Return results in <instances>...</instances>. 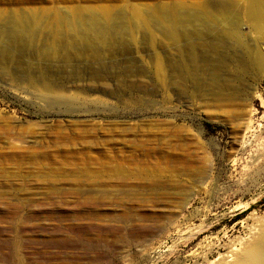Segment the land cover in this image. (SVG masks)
<instances>
[{"label":"rangeland","instance_id":"1","mask_svg":"<svg viewBox=\"0 0 264 264\" xmlns=\"http://www.w3.org/2000/svg\"><path fill=\"white\" fill-rule=\"evenodd\" d=\"M244 1L0 0V264H192V251L216 244L215 261L250 239L264 166L240 181L235 142L251 119L264 154V72L245 22L225 39L188 14Z\"/></svg>","mask_w":264,"mask_h":264},{"label":"bare ground","instance_id":"2","mask_svg":"<svg viewBox=\"0 0 264 264\" xmlns=\"http://www.w3.org/2000/svg\"><path fill=\"white\" fill-rule=\"evenodd\" d=\"M174 7H172V8H169V6L159 7L158 8V10H159L158 14L161 15L163 13H166L171 17L174 16L172 18H175L177 16V13H173L172 11H170V9L174 10ZM176 8H179V7H176ZM89 11L92 12L93 10L91 9ZM133 11H134V16L140 21V24H142L144 27H149V22H148L147 18L142 14V12L139 10H136V9H133ZM83 12H84L83 10H78V11H76L75 14H72V16L79 18V17H81V14ZM175 12H177V10ZM191 12L192 13H188L190 15L192 14L191 18H194V19L197 18V20H201L203 22H206V23H208V25H211L213 23V21L221 23L223 25V29L220 31L218 30L219 31L218 33L223 34L225 36V39L227 36L240 38V36H239L240 24L242 22H245L251 29V32L253 34L252 35V41L254 42V43L252 42L253 43L252 45H246V44L244 45L243 48L245 50V54L248 56V58H249L248 61L250 62L249 64L252 67H255V68L259 69L261 72H264V48H263V46H264V0H246V1H244V3L239 4L235 8L224 7V6L219 5L216 9H212L211 4H203L201 6L192 7ZM56 14L59 15V13H57V12H56ZM56 14L53 13V14H51L52 16H50V17L55 19V17H57ZM182 14H183V11L180 12V15H182ZM102 15L105 18H110L111 12L108 10H105L104 12H102ZM55 21H56V19H55ZM55 21H54V23H55ZM50 25L52 26L53 23H51ZM71 26H73V23H71ZM53 27H54V25H53ZM84 28H86V27H84ZM175 39H176V35H175ZM192 47L195 50V47L194 46H192ZM212 48L214 50L218 49V48H216L215 44L212 46ZM191 49L189 50V52H190L189 55L193 59H196L198 57V55H197L198 52H195V51L191 52ZM211 52L213 53V51H211ZM155 58H156V64H157V66H156L157 73L159 74L158 76L160 79L161 86H163L164 76H165V64H164L163 60L161 59V57L159 56V54L156 52H155ZM105 79H102V80L99 79L100 81L99 80L98 81L93 80V82L91 81L92 82L91 84H93L92 88H94L95 91H100V90H104V89L109 88L110 82L108 83L107 80H105ZM41 83H43V82H41ZM48 84L49 83L43 84V86L47 91H49L51 93L50 94L49 92H47L50 95H52V93H57L60 95L61 92L63 91V89H59V88H56L57 90H55L54 87H52L51 85H48ZM33 87H35V86H33ZM208 87H210V88L208 90H206V91H209V94H207V95H210L212 97L221 96V94L219 92H215L216 87H219V89H221L219 84H217L216 82H213L212 85L208 86ZM36 88H37V86H36ZM205 88L207 89V87H205ZM104 91H106V90H104ZM58 97H60V96H58ZM60 99H61V97H60ZM209 100L214 101V98H209ZM260 127H261L260 124H257V126H255L254 123H252L251 119L246 121V123L241 124L239 127V129L241 130V135L238 139H236V142H235L236 152L244 156L243 159H245V162L247 165L245 168H243V172L241 174L242 176H240V178H239L240 181L242 178L244 179V177H246L247 175H248V177L250 176V178H252L254 172L261 170L260 167H257V166L261 165V168L264 166V154L257 149L256 144H255L256 140H257V136H258L257 131H259ZM235 158L233 160V162H234L233 165H237L241 161V160L239 161L238 159H235ZM239 159H240V157H239ZM199 231H201V230H199ZM194 234L195 233H193V235ZM196 234H197V232H196ZM249 235H250V239L241 243L242 244L241 247H238L235 245L230 246L228 252L225 255L221 256L219 258V260L211 261V257L213 256L214 252L216 251V249H219L217 247L218 245L216 246V244L210 245L206 254L205 253L202 254L196 249L199 253H197L196 251H192L188 254V256H187L188 258L187 259L185 258V259L187 262L191 261L192 264H264V219L257 220L255 222V224H253L252 226L249 227ZM148 241L149 240L144 238V239H142V241L138 240L137 242L139 243V245L144 247V246H146ZM148 244H149V242H148ZM105 257L102 255H97L94 258H89V260L92 259V261H94L95 264L104 263L105 261H107V259ZM154 257L155 256H147L145 258L146 259L149 258V260H151V263L153 262V264H156L157 259H155ZM92 261H90V262H92ZM20 263L23 264L22 261ZM184 263L185 262H183V260H182L181 262H178L177 264H184Z\"/></svg>","mask_w":264,"mask_h":264}]
</instances>
